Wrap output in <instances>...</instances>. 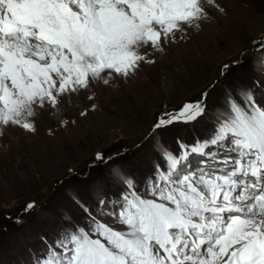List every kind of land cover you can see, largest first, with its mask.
<instances>
[{"label":"snow or ice","instance_id":"snow-or-ice-1","mask_svg":"<svg viewBox=\"0 0 264 264\" xmlns=\"http://www.w3.org/2000/svg\"><path fill=\"white\" fill-rule=\"evenodd\" d=\"M205 17L202 0H0V128L34 132L37 106L55 107L113 74L127 77L146 60L143 49L163 51ZM261 49L264 41L253 50ZM231 68L222 65L221 75ZM261 87L256 80L243 89V105L229 95L213 131L179 142L178 154L166 149L164 166L142 182L114 169L119 190L80 202L83 215L67 217L52 243L42 237L33 264H264ZM207 94L163 113L153 130L197 121ZM112 159L97 152L94 163Z\"/></svg>","mask_w":264,"mask_h":264},{"label":"rangeland","instance_id":"rangeland-1","mask_svg":"<svg viewBox=\"0 0 264 264\" xmlns=\"http://www.w3.org/2000/svg\"><path fill=\"white\" fill-rule=\"evenodd\" d=\"M202 4L206 17L184 25L163 51L143 49L146 60L134 73L105 74L107 84L93 81L60 96L55 107L37 106L29 118L34 132L0 128V264H33L46 247L42 237L52 243L67 217L83 215L80 202L119 190L114 169L142 182L154 165L164 166L166 149L178 154L179 142L208 136L229 110V95L243 105L241 91L264 81V49L253 50L264 41V0ZM224 64L232 68L221 75ZM205 92L206 112L197 121L153 130L163 113ZM256 95L264 102V87ZM97 152L113 159L94 163Z\"/></svg>","mask_w":264,"mask_h":264},{"label":"bare ground","instance_id":"bare-ground-1","mask_svg":"<svg viewBox=\"0 0 264 264\" xmlns=\"http://www.w3.org/2000/svg\"><path fill=\"white\" fill-rule=\"evenodd\" d=\"M116 183H118V181H115Z\"/></svg>","mask_w":264,"mask_h":264}]
</instances>
